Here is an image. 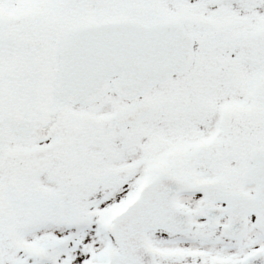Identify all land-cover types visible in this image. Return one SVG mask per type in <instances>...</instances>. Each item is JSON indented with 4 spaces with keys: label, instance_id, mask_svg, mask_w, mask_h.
I'll return each instance as SVG.
<instances>
[{
    "label": "snow or ice",
    "instance_id": "snow-or-ice-1",
    "mask_svg": "<svg viewBox=\"0 0 264 264\" xmlns=\"http://www.w3.org/2000/svg\"><path fill=\"white\" fill-rule=\"evenodd\" d=\"M0 264H264V0H0Z\"/></svg>",
    "mask_w": 264,
    "mask_h": 264
}]
</instances>
